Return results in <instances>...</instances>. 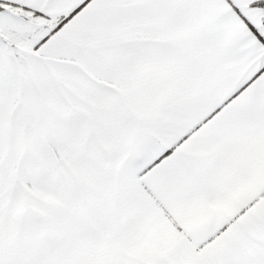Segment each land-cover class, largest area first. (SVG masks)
<instances>
[{
  "label": "snow or ice",
  "instance_id": "obj_1",
  "mask_svg": "<svg viewBox=\"0 0 264 264\" xmlns=\"http://www.w3.org/2000/svg\"><path fill=\"white\" fill-rule=\"evenodd\" d=\"M0 264H264V0H0Z\"/></svg>",
  "mask_w": 264,
  "mask_h": 264
}]
</instances>
